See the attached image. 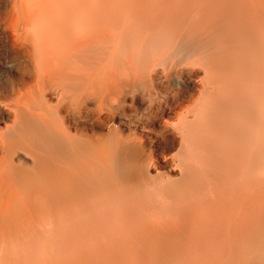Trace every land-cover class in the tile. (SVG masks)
Wrapping results in <instances>:
<instances>
[{"label": "bare ground", "instance_id": "bare-ground-1", "mask_svg": "<svg viewBox=\"0 0 264 264\" xmlns=\"http://www.w3.org/2000/svg\"><path fill=\"white\" fill-rule=\"evenodd\" d=\"M8 2L0 264H264V0Z\"/></svg>", "mask_w": 264, "mask_h": 264}, {"label": "rangeland", "instance_id": "rangeland-1", "mask_svg": "<svg viewBox=\"0 0 264 264\" xmlns=\"http://www.w3.org/2000/svg\"><path fill=\"white\" fill-rule=\"evenodd\" d=\"M9 7H10V2H8V0H0V15L2 13H4ZM0 35H1L0 36V59H2L4 57H6V56L9 57L10 55H13L16 52V46H15V44H13V43H15L14 42V39H13L14 37H13V35H12V33L10 31L0 32ZM13 46H15V47H13ZM170 120L173 121L175 119H174L173 116H171ZM116 123L118 125L119 124V120H117ZM130 132H131V134H135L136 137L139 138V139H142V138L145 139V137L147 136L146 133L140 132V130L130 131ZM130 132L129 131H126V134H129ZM167 156L169 158L170 154H168ZM157 159L160 161V165H163L164 164L162 158L161 159L160 158H157ZM156 171L157 170L154 169V170L151 171V173L152 174H156ZM59 240L62 241V239H59ZM59 240H54L53 242L56 243V241L58 242ZM4 264H9V263H4Z\"/></svg>", "mask_w": 264, "mask_h": 264}, {"label": "clouds", "instance_id": "clouds-1", "mask_svg": "<svg viewBox=\"0 0 264 264\" xmlns=\"http://www.w3.org/2000/svg\"><path fill=\"white\" fill-rule=\"evenodd\" d=\"M30 34L32 35L33 39H35V33L31 31V29H29Z\"/></svg>", "mask_w": 264, "mask_h": 264}]
</instances>
